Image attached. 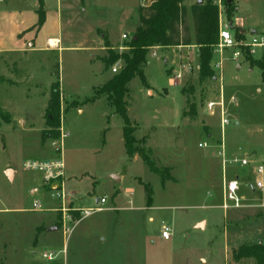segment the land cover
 I'll return each mask as SVG.
<instances>
[{
  "label": "rangeland",
  "instance_id": "1",
  "mask_svg": "<svg viewBox=\"0 0 264 264\" xmlns=\"http://www.w3.org/2000/svg\"><path fill=\"white\" fill-rule=\"evenodd\" d=\"M3 1L0 0V111L3 115L8 113L11 121L2 123L0 116V264H171L170 248L150 237L159 233L163 224L170 225L173 211L141 209L147 207L146 190L152 194L153 207L201 205L199 199L213 190L220 204L222 153L228 160L244 157L252 164L250 168L228 165L234 175L244 180L240 193L244 206L226 211L225 225L223 210H219L221 215L205 233L187 232L185 221L179 222L184 235L177 239L176 264H257L254 258L237 262L234 253L243 246L264 247V194L253 193L248 187L255 180V165L264 166V83L257 63L264 60V49L251 60L245 57L243 70L235 75L228 72L229 68L236 72L237 63L220 72L214 68L213 59V80L200 79L196 49L161 46L157 50L149 49L147 61L155 53L158 60L155 57L144 67L147 83L136 77L128 85L125 100L131 125L138 127L134 136L140 147L151 151L158 168L178 179L177 188L164 186L161 177L152 174L141 157L130 163L133 157L129 158L121 142L125 123L115 108L107 101L96 105L82 103L94 95V87L103 83L102 64L89 61H102L108 56L105 49L89 50L110 41L115 44L112 48L115 53L128 52L126 46L140 25L142 0H45L44 9L50 15V22L40 29L36 27L38 0ZM150 4L151 0L145 1L146 7ZM221 12L223 21L243 25L247 33L250 28L264 33V0L231 3L223 0ZM187 27L193 38L194 25L190 18ZM61 28L64 49L60 50L59 46L42 49L47 37ZM122 34H127L128 39L122 40ZM24 40H33L38 47L31 50V41L23 50ZM185 60L192 65L190 73L182 80L174 79V71ZM123 65L120 59L109 67L110 80L121 72ZM115 66L117 73L112 71ZM220 77H223L227 104L232 97L237 100L228 108L231 119L238 121V125L228 127L224 134L218 116L206 112V102L220 96ZM57 82L62 95L61 127L70 135L67 140L72 164L79 170L91 169L99 182L97 189H73L74 200H83L85 208L94 209V198L103 195L111 198L116 190L134 186L136 178L151 185L132 188V203L124 194L122 209L110 210L108 203L107 210L85 217L68 237L62 230L51 235L38 234L42 212L54 201L46 193L31 196L26 181L33 174L23 170L26 160L38 159L41 154L38 149L46 122L45 107ZM191 87L194 94L188 92ZM73 100L85 104L81 113L76 108L69 109L71 104V107L78 105ZM192 106L196 116L188 117L185 113ZM59 133L57 139L61 137V128ZM103 140L108 144L103 146ZM146 141L148 145L142 144ZM200 144L208 146L200 148ZM7 165L22 166V175L14 181L6 179ZM111 173L125 175L122 188L106 178ZM35 177L40 178L36 174ZM36 200L42 202L43 210H33ZM191 212L202 213L199 208ZM55 226L60 227L58 222ZM50 253L56 258L45 259L44 254ZM67 254L69 261L65 263Z\"/></svg>",
  "mask_w": 264,
  "mask_h": 264
},
{
  "label": "trees",
  "instance_id": "2",
  "mask_svg": "<svg viewBox=\"0 0 264 264\" xmlns=\"http://www.w3.org/2000/svg\"><path fill=\"white\" fill-rule=\"evenodd\" d=\"M186 0H151L149 7L139 8L140 25L137 28L130 42L127 44L128 52L117 54L113 51L111 45L107 42L108 56L102 61L105 69L108 70L118 60H122L124 65L121 72L115 75L103 87L94 89V95L86 99L83 103L89 104L95 102L101 96H106L107 101L112 105L116 113L124 120V145L129 158L138 154L149 171L161 177L162 184L173 180L167 170L158 168L151 158V151L140 147L139 141L134 136L136 128L131 125L127 116L128 103L125 100L129 94L128 85L139 77L143 84L147 83L144 75V67L147 65V55L149 49L153 47H176L196 45L199 49V75L201 80L215 78L212 68L213 48L218 42L219 36V18L220 11L212 0H200L201 4L192 7L194 37L190 36L187 27L188 11L184 6ZM39 23L38 29L46 21V11L44 9V0H38ZM253 56L248 55L247 59L251 60ZM262 71V80L264 83V60L257 62ZM184 93L187 90H183ZM190 94H194V88L188 89ZM61 89L60 83H54L51 88L50 100L45 113L47 130L43 131L42 138L45 141L48 138L57 139L61 128ZM188 117L196 116L195 107L192 106L189 112L185 113ZM2 123L11 121L10 115H3L0 111ZM0 122V129L2 127ZM142 144H145L143 142ZM147 192V204H152V194ZM244 258H254L257 264H264V247L259 245L243 246L234 253L235 261Z\"/></svg>",
  "mask_w": 264,
  "mask_h": 264
},
{
  "label": "crops",
  "instance_id": "3",
  "mask_svg": "<svg viewBox=\"0 0 264 264\" xmlns=\"http://www.w3.org/2000/svg\"><path fill=\"white\" fill-rule=\"evenodd\" d=\"M199 1L200 0L193 1L192 3H189V1L186 0L184 2V6L187 8V11H188V18H190L192 21H193V16H192V11H191L192 7L194 5H196V4H199ZM3 2H5V1H3ZM44 2H45V0H44ZM45 5H46V3H45ZM38 7H39V2H38ZM237 10H240L239 7L237 8ZM49 22H50V15L47 14L46 15L45 25H48ZM45 25H44L43 29L45 28ZM138 27H139V25H138ZM236 27H239L238 29L241 32L247 33V31H246V29H244L243 25L238 26L237 24L233 23V28L235 30H236ZM137 28H136V30H137ZM26 31H24V32H26ZM254 31L257 32V29L256 28H250V31H248V32H254ZM123 35L124 34H122V36ZM62 37H63V31H62V28H61V30H59V32L57 34H54L53 36L47 37L46 46H44V48H42V49L49 50V48L56 47V46H59L60 50L64 49V47H63L64 40H63ZM122 40H123V38H122ZM31 41H33V40H29V41L24 40V44L22 45L21 48L23 50H26L25 49V45H27V43H28V45L30 46L31 45ZM52 41H55L56 44L52 45L51 44ZM119 43H122V42H119ZM49 44H51V45H49ZM109 44L114 49V45L115 44L110 42V41H109ZM37 47H38L37 44L33 41V48L31 50H34ZM176 47L177 48H185V49H196L195 51L197 53V58H199V49L194 44L190 45V46H182L181 45V46H176ZM162 48H164V47H162ZM167 48H174V47H167ZM95 49H98V50H104L105 49V50H107V48L105 46H101L100 48H93V49H90L89 51L95 50ZM157 49H159V47H155V50H157ZM261 50H263V49H261ZM155 57L158 60L157 54H156ZM155 57L153 56L152 59L155 58ZM253 57H255V55ZM152 59H150L148 61L147 66L150 65V62H152ZM167 60H168L167 58L164 59V62L166 63ZM242 61L244 62V61H246V59L245 58L240 59L238 62H234L232 60H228V61L225 62L224 68L227 71V68L229 66L234 65V63H237L236 64V72H234V71L232 72L231 71L232 69L229 68L228 74H231V73L234 74V75L238 74L239 72H241L243 70V68L245 66V64L244 65L242 64ZM89 62L90 63H99L100 62L102 64L103 71L101 73V77H102L103 83L101 85L97 86V87H94L93 90L95 88L103 87L110 80V77L108 75V71L105 69V65H104L103 61H89ZM196 69L199 70V64H196ZM63 98H64V96H63ZM49 100H50V95H49V99H48V102H47V106L45 107V113H46V109L48 107ZM73 101H75V100H73ZM106 101H107V97L101 96L95 102L89 103V104L90 105L91 104L92 105H96L98 103H104ZM74 103H77L78 105L74 106V107H71V106H73L71 104L69 109L76 108V109L79 110V113H81L82 112V106H84L85 104H82L83 102L80 103L78 101H75ZM69 109L67 107V110H69ZM46 129H47V125H46V122H45V127L41 131V134H40L41 135L40 136L41 140L39 142V149H38L41 154L37 158L39 160H46V159L48 160V159H54L59 154H61V156H62V158L64 160V163H65V167H66V176L67 177H66V182H65V188H66L67 192H69V194L71 195V197H70L71 198V202H72L71 206L73 205L74 208H77V209H80V210L87 209V208H85V205H83L85 201H83V200H78V201L74 200L75 197H76V192H74L73 189H76V188L97 189V188H99V182L97 181V178L94 175L96 173L94 171H91V169H86V170H89V171L79 170L75 165L72 164L71 149H70L71 145L69 144V142L67 140L70 135H68L65 132V130H64L65 127L64 128L61 127V132L65 133L67 135V137L65 139H63V140H61V138L60 139L48 138V139H46L44 141L43 138H42V133ZM136 129L138 130V127ZM142 138H144V137H142ZM146 140H147V137H146ZM103 142H104L103 146L108 144L104 140H103ZM121 142L124 144L123 135L121 136ZM145 144L148 145V141H146ZM199 147H200V145H199ZM200 148H202V147H200ZM138 158H140V156L138 154H136L132 158V161H130V163H132L133 160H137ZM229 170H231V169H229ZM22 173H23L22 166L19 167V168H16V167L7 165L4 168V175H5L6 179H8L10 181H14L17 178V176L19 174L22 175ZM32 174L33 175H31L28 178V180L26 181L27 186L29 188L30 195L35 198V197H38L39 195H41L42 193L48 194L46 189L44 188V186L42 184L41 176L39 174H37V173H32ZM35 174L39 175L40 178L38 179L37 177H35ZM229 174L230 175H234L232 171L229 172ZM172 175H173V172H172ZM155 176H157V175H155ZM106 178L112 179L115 184H118L117 185L118 188H122V184H123L125 175L111 173ZM173 178L175 179V181H172V180L171 181H167L164 184V186H173L174 185L177 188V186H179L178 185V179H176L174 176H173ZM136 179H138L137 184H135ZM136 179L133 180L134 186H132V187L126 186V187H124L125 190H121V189L116 190L113 193L111 198L109 196H107V195H103L100 198H106V200H107L106 204L111 203V206H110L111 208H109L110 210L111 209L115 210V209H119V208L122 209L120 207V205H121V199H122L124 194L126 195V197L129 198L130 203H132L133 196H134V190L132 188H143V187L146 188L147 185L151 186L149 183L144 182L142 180V178H136ZM222 180H223V163H222ZM160 182H161V180H160ZM161 184H162V182H161ZM222 184H223V182H222ZM141 185H143V186H141ZM221 189H222V197H221V199L223 201V188H221ZM100 198H98V197L94 198V204L97 203ZM53 201L54 202H52V203H48L47 206L45 207L44 211L42 212L43 215L40 218V223H39V226L37 227L38 234H50L51 235V233H56L59 230L63 231L61 218H60L61 214L59 212L60 204L58 202H56L55 200H53ZM217 201H218L217 194L215 193V190H213V191H208L205 196H203L202 198L199 199L198 203H201V205L195 204V206H194L193 204H188L186 206L176 207L174 205H166V204H164V205H162V207L161 206L153 207L152 206L153 204H151V205L147 204V207H141V209H146V208L147 209H149V208H151V209H166V208H168L169 211H173L172 214H171L170 225L167 224L172 229L171 238L169 240H165V239L162 238V230H163L164 226H167L166 224H163L161 226V229H160L159 233L153 234L150 237V239H153V238L155 239L154 240L155 243L156 242H160L161 244H164V245H166V246H168L170 248V263L171 264H176L177 255L179 253L178 252L179 249H177V239L180 236L184 235L183 231L182 230L180 231V229H179V224H178L179 222L185 221L187 232L193 231V232L205 233V232H207V230L211 227V225L213 223H216V218L218 217V215H221V214H219L218 211L219 210H221V211L223 210V218L222 217L221 218L223 219V224L225 225V220H227L226 219V213L227 212L223 208H221L222 202L220 204H218ZM194 208H199L202 211V213L200 215L199 214L195 215L194 213L191 212V210L194 209ZM181 211H184V212H181ZM75 215H77V216H75ZM72 216H74L75 219H76L77 217L80 216V212H73ZM150 220H153V218H151ZM56 222H58L60 227L55 226ZM75 226H74V228H75ZM224 228H225V226H224ZM63 235H64V231H63ZM152 245H155V244H152ZM152 248H154V247H152ZM68 261H69V257H68V254H67L66 257H65V263H68Z\"/></svg>",
  "mask_w": 264,
  "mask_h": 264
},
{
  "label": "built area",
  "instance_id": "4",
  "mask_svg": "<svg viewBox=\"0 0 264 264\" xmlns=\"http://www.w3.org/2000/svg\"><path fill=\"white\" fill-rule=\"evenodd\" d=\"M146 0H142V5H145ZM214 5L219 8L220 18H219V36L218 42L213 48V59L214 68L220 72L224 70V64L228 60L238 62L240 59L247 58L248 55L254 56L261 49H264V33L251 32L244 33L240 30H235L231 22L223 21L222 19V9L223 0H215ZM123 40L128 39V35L124 34L122 36ZM229 53L230 56H227ZM156 53L154 54V57ZM192 65L188 60L181 62L177 69L174 71V79L182 80L185 74L190 73ZM113 73L118 72V67L115 66L112 69ZM223 77H220V83L222 90L220 96L214 100H208L206 102V112L211 116H218L220 119V127L222 133L231 126H237L238 121L231 119L229 114V104H234L237 100L232 97L229 104L225 101L224 91H223ZM67 135L61 132V140L65 139ZM207 144H200V147H207ZM223 149V147H222ZM224 164H223V201L221 208L225 211L238 210L244 206V198L241 196V189L243 187L244 180L240 175H230L231 172L228 169V165L240 166L242 168H250L251 162L244 157H234L228 160L223 154ZM23 170L30 173H37L41 176L42 184L46 189L48 195L60 204L59 212L61 214L62 229L65 236H69L76 225L77 222L81 221L83 218L90 216L95 212H103L106 210V198H100L96 203L94 209H84L80 210L71 206V195L67 192L65 188L66 182V167L64 160L59 154L54 159L37 160L28 159L23 163ZM254 182L250 183L248 186L251 192H258L264 194V166L261 164L255 165L254 169ZM34 211L43 210L42 203L40 201H34L33 203ZM73 212H80V219H75L72 216ZM172 236V229L170 226H164L162 230V238L169 240ZM45 259L53 260L56 258L54 253L44 254Z\"/></svg>",
  "mask_w": 264,
  "mask_h": 264
},
{
  "label": "water",
  "instance_id": "5",
  "mask_svg": "<svg viewBox=\"0 0 264 264\" xmlns=\"http://www.w3.org/2000/svg\"><path fill=\"white\" fill-rule=\"evenodd\" d=\"M227 2L228 3H231L232 2V0H227ZM202 3V1H199V4H201ZM252 34H254L255 33V31L254 32H251Z\"/></svg>",
  "mask_w": 264,
  "mask_h": 264
},
{
  "label": "bare ground",
  "instance_id": "6",
  "mask_svg": "<svg viewBox=\"0 0 264 264\" xmlns=\"http://www.w3.org/2000/svg\"><path fill=\"white\" fill-rule=\"evenodd\" d=\"M51 44H52V45H55V44H56V42H55V41H52V42H51ZM51 44H49V45H51Z\"/></svg>",
  "mask_w": 264,
  "mask_h": 264
}]
</instances>
